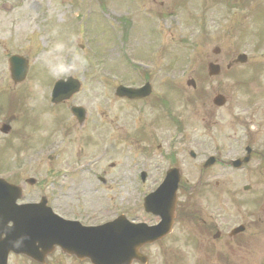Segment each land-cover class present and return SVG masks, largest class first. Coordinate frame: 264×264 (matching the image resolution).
Listing matches in <instances>:
<instances>
[{
	"label": "flooded vegetation",
	"instance_id": "af4514ba",
	"mask_svg": "<svg viewBox=\"0 0 264 264\" xmlns=\"http://www.w3.org/2000/svg\"><path fill=\"white\" fill-rule=\"evenodd\" d=\"M148 3L163 6L162 2H157L156 0H150ZM147 65L154 66L156 68L155 72L142 71L141 74L133 70V66L121 64V82H130L127 86L134 88H140L148 82L152 87V92L148 96L139 99L117 100L122 106L127 105L129 112L125 114V108H119L115 120L116 131L124 137L133 154L146 149L143 152V156L146 162H150L151 166L166 168L165 171L169 168H193V173L197 176L195 188L189 187L188 183L190 180L181 174L180 189L182 191L185 190L188 195L198 190L197 196L209 195L215 199L219 197L238 199L239 192L233 191L235 187L230 185L228 181H223L224 186H222L221 191L218 192L220 189L218 182H214L215 191L210 190L211 181L219 176L217 172L214 173L213 169L229 167L230 162L223 160L225 157H230L232 161L237 159L241 139H245V146L251 148V159L257 160L258 165L264 168V81H251L249 82L250 84L241 87L239 93L243 94V98L240 100L247 106H243L238 102L235 105L230 102L228 105L229 109L242 112L247 111L249 106L257 116L259 114V127L255 129L256 133L250 134L246 128H230L227 129V134H221L218 132L222 131V129H216L212 132V130L207 128L195 127L197 123L196 116L199 115V110L204 107L200 96L187 98L182 96L178 103L170 101L168 92L163 89V86L166 87L167 81L161 72L160 64L147 63ZM129 73H131V76ZM155 78H160V80L156 81V85H158L157 91L153 86ZM35 80H37V74L32 67H29L25 79L21 83L14 85V87L17 86L16 88H18L19 99L18 103L14 105L10 100L12 95L4 94L7 82L0 78V130L10 114V112L6 111L8 107L12 110H17L18 108L19 112L24 114L25 107L21 100V94L27 86L32 87ZM242 83L246 84L247 82ZM255 103H257V107ZM12 119L14 123L10 128L11 131H14L17 128V120L13 117ZM29 124L32 126L33 123L29 122ZM224 144L226 146H223ZM11 145L12 143L8 144V146ZM10 151L6 153L8 158L6 159L5 157L0 162L2 168L8 166L10 156L18 164H25V141L19 147H13ZM207 162L211 164L204 167ZM134 177L136 178L135 175ZM72 178L78 180L81 177L73 176ZM122 178V181H133L127 175H123ZM56 180L59 181L60 179ZM261 184L264 186V178L261 179ZM202 188H207L208 190L201 191ZM252 195L263 203V191ZM179 216H182V214ZM206 216H208V221L213 220L209 215ZM152 220V224L157 222V219L152 218ZM200 221L205 224L204 220L200 219ZM215 228L216 226H214Z\"/></svg>",
	"mask_w": 264,
	"mask_h": 264
},
{
	"label": "rangeland",
	"instance_id": "374dc122",
	"mask_svg": "<svg viewBox=\"0 0 264 264\" xmlns=\"http://www.w3.org/2000/svg\"><path fill=\"white\" fill-rule=\"evenodd\" d=\"M63 0H0V39H3L4 41L8 38H18L19 33L25 32V31H35L39 33V36L41 37L39 41V45L41 48H45V46H49V37L46 36L47 32H51L49 29L50 22L53 21L57 27L54 31L55 34H58V41L59 43H62L64 41H68L69 38L65 37L61 39V35H67L69 33V29L64 26L65 20L70 16H75L76 11L74 8H70L69 6L65 5L61 6V2ZM212 10H210V13L207 15L208 18L205 20L207 25H211L212 28L216 29L220 28L221 26H224V21H221L218 17L215 19L214 14L212 15ZM251 17H256V13L252 12ZM178 24L176 23V19H169V22L166 23L164 31L169 32V38H167L168 42V64H169V53L176 54V50L182 48L183 46L180 45V41L183 39V37L186 35H190L191 29L190 27H187V25L184 24L182 19L178 21ZM220 22H223L222 24ZM215 23V24H213ZM227 23V22H225ZM213 24V25H212ZM59 26V27H58ZM180 28H179V27ZM162 27V24H161ZM168 27H170V30H168ZM210 29V33L213 31V40L215 41V44H210L208 40H204L201 35H192L191 41L193 43H190V48H196L197 51L194 53H190L189 55H186L184 57V60H182L180 63H177L178 68L174 73L170 72L169 76L171 77H177V74L180 71H186L187 72V66L191 65V68L189 70L190 76L192 78L197 80H207L206 72H205V66L208 61V59H211L213 56L211 55V49L217 45L221 48V54L219 56V60H223L226 64L228 59L230 58V55L232 53L236 52H246L248 53L249 57H252V60L257 59V55L255 53L251 52V48L238 46L240 45V42L237 41L235 35L228 36H221L219 33L214 34V30ZM172 36V37H171ZM237 48V49H236ZM112 51V50H111ZM62 50L59 52L57 56L58 60V68H59V74L60 71V64L63 63L65 59L64 53H61ZM45 56V57H44ZM79 56H81V53L79 52ZM47 57V53L43 52L41 53V59H44ZM114 59V54H109L106 58L107 62H112ZM93 61V60H92ZM91 61V62H92ZM166 68V66H165ZM167 70V68H166ZM188 73V72H187ZM226 72H222V75L217 78L220 80L228 79ZM188 74V75H189ZM186 76V75H185ZM186 78H188L186 76ZM185 78V79H186ZM172 81V80H171ZM178 85V83H177ZM202 86L205 84L201 83ZM90 90H92L90 88ZM209 91V89H208ZM86 93V92H85ZM85 94H81L78 98V101L83 100V96ZM98 111H103V115L106 116L108 113H110V117H113V114L116 112L115 105L110 104V107H102L97 105ZM38 114L40 115L42 119V124L44 126L50 128L52 126V121L49 120V113L48 109L45 105V103H41V109L38 110ZM28 116L32 119L33 118V107H31L30 112L28 113ZM60 122H63L62 119L57 118ZM42 170H45L44 168ZM142 190H145L142 188ZM214 215H217V212L212 211ZM222 216V215H221ZM226 220V223H223V227L226 228L227 226H231L234 222L238 221V217L231 216H223ZM226 231V230H223ZM250 237L254 240H256L255 243H253L256 246V249L252 248H233L232 251H229L226 247H216L218 252L221 253H228L229 255H232L234 258L232 261L233 264H260L264 261V236H253L250 233H246L244 237ZM160 250L162 248H159ZM179 249V247L171 248ZM184 255L192 256L193 259L197 258V252L198 250H195L190 247H183L180 248ZM149 255L152 256V263L151 264H164L163 260L160 261V256L157 251V248H152L149 251ZM245 257H250L249 259H246Z\"/></svg>",
	"mask_w": 264,
	"mask_h": 264
},
{
	"label": "water",
	"instance_id": "95a60500",
	"mask_svg": "<svg viewBox=\"0 0 264 264\" xmlns=\"http://www.w3.org/2000/svg\"><path fill=\"white\" fill-rule=\"evenodd\" d=\"M90 239H94V238H96L97 237V235H89L88 236ZM91 244V243H90ZM97 263V262H96Z\"/></svg>",
	"mask_w": 264,
	"mask_h": 264
}]
</instances>
